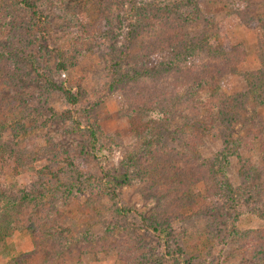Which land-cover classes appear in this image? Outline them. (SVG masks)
<instances>
[{"label": "rangeland", "instance_id": "rangeland-1", "mask_svg": "<svg viewBox=\"0 0 264 264\" xmlns=\"http://www.w3.org/2000/svg\"><path fill=\"white\" fill-rule=\"evenodd\" d=\"M33 1L44 36L28 9L0 0V194H43L31 213L59 210L53 235L69 245L44 236L26 264H264V0ZM168 25L180 42L155 53V34L169 43ZM213 60H222V97H207L211 129L198 151L221 191L174 220L165 243L141 222L155 217L158 196L134 165L131 180L113 186L118 199L107 193L129 154L145 156L129 126L127 90L160 80L169 61L194 68ZM179 98L155 120L163 143L182 149L175 132L190 115ZM6 242L8 256L32 249L26 232Z\"/></svg>", "mask_w": 264, "mask_h": 264}, {"label": "trees", "instance_id": "trees-1", "mask_svg": "<svg viewBox=\"0 0 264 264\" xmlns=\"http://www.w3.org/2000/svg\"><path fill=\"white\" fill-rule=\"evenodd\" d=\"M76 1L79 0H60V3L63 5L79 3ZM88 1L91 4L100 5L104 0ZM15 2L30 11L31 16L35 18L39 34L44 36L42 24L44 20L34 1L15 0ZM75 6L77 9L76 4L72 8ZM167 32L170 33L169 43H164L160 39L161 32L155 34V49H157H154L155 53L172 49L180 42L179 33L170 25L167 27ZM226 59L227 62L236 61L231 55H228ZM219 61L213 60V64L194 68H181L169 61L164 64L165 67L159 74L160 80L157 78L149 83L139 81L135 86L131 85V90H127L129 126L131 133L141 140L140 154L145 156L136 158L135 153L129 154L121 165L120 174L107 179L109 183L107 193L112 199H118L113 186L129 182L133 176L129 167L134 165L137 176L142 178L143 182L147 181V190L156 191L158 196L155 217L152 221H148L141 215V222L156 236L165 239V243L172 235L174 220L182 221L194 214L199 207H203L205 198L217 195L221 191L222 186L217 182L214 171L198 151L211 129V119L207 115L209 112L207 104L211 100L208 98L218 94V98L222 97L216 82V76L222 73V65ZM162 78L163 81H161ZM48 84L51 89L62 92L68 102L73 104L78 101L77 95L63 84H57L52 80H48ZM205 88L209 89L208 93H205ZM175 97H180L178 99L182 101L180 105L184 106L190 115V120H182L179 126L180 131L175 132L177 139L182 143V149L168 147L163 143V134L160 132L162 128H158L155 120L157 116L164 115L165 104H172ZM169 109L170 107H167L166 112H169ZM90 132L91 137L94 138L95 133ZM260 150L264 162V141ZM199 183L204 185V193L192 192L191 187ZM77 190L81 191L80 188ZM42 197L43 194H35L29 190H22L15 195L0 194V245L2 247L0 254L9 253L8 250L4 251L8 245L6 239L15 231L28 233L32 243L31 250L9 255L6 264H26L34 254L40 253L44 236L48 237L52 244L64 247L69 245L66 240L58 242L56 235H53L55 232L53 223L61 216L59 210H42L40 215L31 213L34 208L42 206ZM129 210L130 208L122 206L118 209L120 212ZM60 230L64 229L60 228ZM58 253L59 251L54 250V253L50 252L49 255L56 258Z\"/></svg>", "mask_w": 264, "mask_h": 264}, {"label": "crops", "instance_id": "crops-1", "mask_svg": "<svg viewBox=\"0 0 264 264\" xmlns=\"http://www.w3.org/2000/svg\"><path fill=\"white\" fill-rule=\"evenodd\" d=\"M9 256L8 254H0V264H6L7 260H8Z\"/></svg>", "mask_w": 264, "mask_h": 264}]
</instances>
